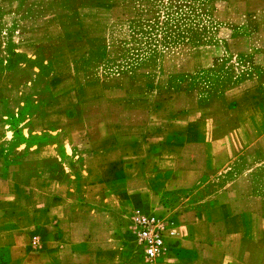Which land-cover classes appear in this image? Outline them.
I'll return each instance as SVG.
<instances>
[{
  "label": "crops",
  "instance_id": "crops-1",
  "mask_svg": "<svg viewBox=\"0 0 264 264\" xmlns=\"http://www.w3.org/2000/svg\"><path fill=\"white\" fill-rule=\"evenodd\" d=\"M216 20L212 42L180 46L173 71L193 77L224 51L246 59L208 103L168 71L151 94L100 98L97 138L75 155L63 145V180L35 161L17 181L0 157V264H264V0H229ZM135 214L167 224L153 261Z\"/></svg>",
  "mask_w": 264,
  "mask_h": 264
},
{
  "label": "rangeland",
  "instance_id": "rangeland-1",
  "mask_svg": "<svg viewBox=\"0 0 264 264\" xmlns=\"http://www.w3.org/2000/svg\"><path fill=\"white\" fill-rule=\"evenodd\" d=\"M228 1L0 0V157L6 168L15 166L18 181L37 161L43 179L63 180L70 157L63 145L70 142L75 155L97 138L100 98L131 87L151 94L179 67L180 46L212 42L216 12ZM3 14L10 21H1ZM244 61L224 51L214 68L193 77L173 72L167 82H189L208 103Z\"/></svg>",
  "mask_w": 264,
  "mask_h": 264
},
{
  "label": "built area",
  "instance_id": "built-area-1",
  "mask_svg": "<svg viewBox=\"0 0 264 264\" xmlns=\"http://www.w3.org/2000/svg\"><path fill=\"white\" fill-rule=\"evenodd\" d=\"M133 231L137 245L147 261L157 259L164 249L167 224L164 221L141 214L132 216Z\"/></svg>",
  "mask_w": 264,
  "mask_h": 264
}]
</instances>
